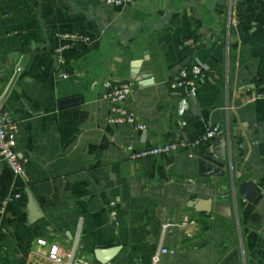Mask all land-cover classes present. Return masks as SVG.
Wrapping results in <instances>:
<instances>
[{
    "label": "crops",
    "instance_id": "crops-1",
    "mask_svg": "<svg viewBox=\"0 0 264 264\" xmlns=\"http://www.w3.org/2000/svg\"><path fill=\"white\" fill-rule=\"evenodd\" d=\"M104 2L0 0V86L27 177L23 186L0 164V197L21 195L0 215V264H50L36 242L67 252L76 235L75 256L88 264L110 248L107 264H152L161 247L174 254L156 264H264V0ZM64 34L89 42L71 43L61 66ZM193 63L205 71L194 111L169 88ZM107 80L137 84L124 105L144 131L107 122L98 99ZM211 128L192 156L127 160V145L192 141ZM204 157L223 176L200 177ZM248 180L252 203L237 191Z\"/></svg>",
    "mask_w": 264,
    "mask_h": 264
},
{
    "label": "built area",
    "instance_id": "built-area-1",
    "mask_svg": "<svg viewBox=\"0 0 264 264\" xmlns=\"http://www.w3.org/2000/svg\"><path fill=\"white\" fill-rule=\"evenodd\" d=\"M137 0H105L108 6L121 7L131 4ZM62 39L66 45L54 49V54L57 56L58 64L63 66L64 59L62 52L67 49L71 43L89 42V38L79 34H64ZM205 76L204 69L198 64H191L181 68L170 80L169 88L172 91H182L186 98H194L197 94V88L201 79ZM59 77L65 79L68 75L65 72H60ZM103 91L98 99L108 103L109 115L107 122L109 124L119 125L127 124L132 126L135 131H144L145 125L140 122L136 116L125 105V100L137 89V84L133 81L115 82L107 80L102 83ZM256 99L264 100V93L256 95ZM184 125V123H182ZM16 130V121L11 111L6 107L3 100V95L0 94V163L10 171V173L18 178L23 186L27 184L26 172L23 166V161L13 148L14 132ZM217 133V128L207 130L203 135L192 141L175 140L168 143L157 144L145 149L137 150L132 145L125 147L127 160L130 162L142 161L158 156L173 155L181 151H189V156H192L195 149L200 145L207 143ZM188 183H193L192 180H187ZM21 195L17 192L8 191L0 197V215H2L6 207L13 201L17 200ZM113 207V204H111ZM112 217L115 212H111ZM172 224L166 223L161 226L164 233ZM39 248H47V253L44 259L50 264H88L85 257L75 256V251L79 243V237L76 235L72 243L71 249L64 252L56 243H47L45 240H38ZM39 255L38 253H35ZM174 254V250L161 247L158 252L152 257V264H156L160 255Z\"/></svg>",
    "mask_w": 264,
    "mask_h": 264
},
{
    "label": "water",
    "instance_id": "water-1",
    "mask_svg": "<svg viewBox=\"0 0 264 264\" xmlns=\"http://www.w3.org/2000/svg\"><path fill=\"white\" fill-rule=\"evenodd\" d=\"M54 61L56 62V58L54 57ZM77 100L72 99L70 102L73 104L76 103ZM189 104L191 106V110H195V105L193 99H189ZM198 175L200 177L209 178V177H219L223 176V172L221 171V165L218 162H215L213 159L204 157L203 160H201L198 164ZM1 171V167H0ZM237 191L241 197H243L247 202L252 203L256 196L258 195V192L256 190V185L253 181L248 180L245 182H242L239 184ZM260 194H263L260 192ZM27 196V206L26 209L29 213V216L31 218H35L39 215V212L37 210V207L35 203L33 202V199L29 194ZM208 209H204L205 212H209ZM116 248H110V249H97L94 251V255L96 260L100 264H107L112 256L115 254Z\"/></svg>",
    "mask_w": 264,
    "mask_h": 264
},
{
    "label": "bare ground",
    "instance_id": "bare-ground-1",
    "mask_svg": "<svg viewBox=\"0 0 264 264\" xmlns=\"http://www.w3.org/2000/svg\"><path fill=\"white\" fill-rule=\"evenodd\" d=\"M58 60V59H57ZM57 64H58V62H57ZM194 64V63H193ZM191 65V64H190ZM4 91V90H3ZM3 91H1L0 92V94H2L3 93ZM189 99H193V98H189ZM172 142V141H171ZM165 143H168V142H165ZM177 153H179V152H177ZM177 153H175V154H177ZM166 156H169V155H166ZM171 156V155H170ZM159 157V156H158ZM155 158V157H154ZM1 164V163H0ZM2 165V164H1ZM174 224H177V222L175 221L174 222Z\"/></svg>",
    "mask_w": 264,
    "mask_h": 264
},
{
    "label": "trees",
    "instance_id": "trees-1",
    "mask_svg": "<svg viewBox=\"0 0 264 264\" xmlns=\"http://www.w3.org/2000/svg\"><path fill=\"white\" fill-rule=\"evenodd\" d=\"M2 89H3V86H0V91H2Z\"/></svg>",
    "mask_w": 264,
    "mask_h": 264
}]
</instances>
